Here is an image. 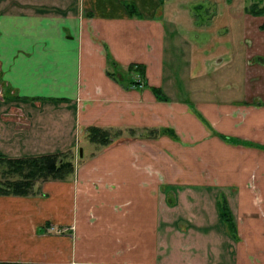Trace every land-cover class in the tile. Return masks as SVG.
Returning <instances> with one entry per match:
<instances>
[{
    "label": "crops",
    "instance_id": "1",
    "mask_svg": "<svg viewBox=\"0 0 264 264\" xmlns=\"http://www.w3.org/2000/svg\"><path fill=\"white\" fill-rule=\"evenodd\" d=\"M253 2L264 5L245 4V97L193 101L195 112L166 47L172 0H0V154L73 163L0 192V261L264 264V11ZM90 124L110 139H91Z\"/></svg>",
    "mask_w": 264,
    "mask_h": 264
},
{
    "label": "rangeland",
    "instance_id": "2",
    "mask_svg": "<svg viewBox=\"0 0 264 264\" xmlns=\"http://www.w3.org/2000/svg\"><path fill=\"white\" fill-rule=\"evenodd\" d=\"M250 1L172 0L177 7L174 8V16H170L171 23L165 20L166 47L172 55L174 82L179 84L176 93L190 97L183 100H187L195 112L198 111L193 101L245 97L248 80L245 79L244 53L247 46L243 31L247 30L245 4ZM252 16L250 23L255 25L258 21ZM245 21L250 28L251 25ZM190 57L189 63L184 61ZM165 73L172 76L171 72ZM184 74L186 80L182 76ZM169 92L172 93L171 89ZM226 138L233 139V136ZM218 194L221 198L224 192L219 191Z\"/></svg>",
    "mask_w": 264,
    "mask_h": 264
},
{
    "label": "trees",
    "instance_id": "3",
    "mask_svg": "<svg viewBox=\"0 0 264 264\" xmlns=\"http://www.w3.org/2000/svg\"><path fill=\"white\" fill-rule=\"evenodd\" d=\"M249 9L263 12L264 5L258 6L256 2H253ZM88 135L91 139L106 142L112 133L105 127L90 124ZM72 167L73 163L66 152L53 151L18 156L0 154V173L2 174L0 192L26 193L31 190L36 179L63 176L71 171ZM217 204L220 216L229 218L230 212L226 200L218 197ZM0 264L16 263L0 261Z\"/></svg>",
    "mask_w": 264,
    "mask_h": 264
},
{
    "label": "water",
    "instance_id": "4",
    "mask_svg": "<svg viewBox=\"0 0 264 264\" xmlns=\"http://www.w3.org/2000/svg\"><path fill=\"white\" fill-rule=\"evenodd\" d=\"M81 149V148H80Z\"/></svg>",
    "mask_w": 264,
    "mask_h": 264
}]
</instances>
